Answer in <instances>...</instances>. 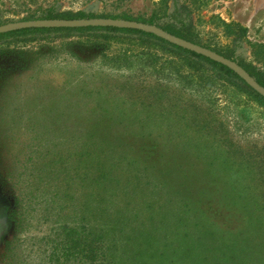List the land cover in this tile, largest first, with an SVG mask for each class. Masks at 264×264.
I'll return each instance as SVG.
<instances>
[{
    "label": "rangeland",
    "instance_id": "374dc122",
    "mask_svg": "<svg viewBox=\"0 0 264 264\" xmlns=\"http://www.w3.org/2000/svg\"><path fill=\"white\" fill-rule=\"evenodd\" d=\"M48 12L140 21L176 12L203 42L231 43L239 60L264 72V0H0V26ZM221 22L246 28V36L232 43ZM51 40V53L31 47L22 64L0 56V264H46L44 212L57 204L68 205V224L83 214L91 227L105 229L106 254L115 264H264V110L229 88L190 92L170 73L142 63L107 66L97 49L77 39ZM177 88L212 110L225 141L217 144L189 118L176 117ZM35 147L69 160V177L85 166L79 154L114 161L104 196L95 200L71 183L68 197L53 182L37 190ZM30 191L16 211L14 198ZM149 233L153 240L142 241ZM163 236L174 244L182 238L180 248H163ZM198 236L202 246L195 248Z\"/></svg>",
    "mask_w": 264,
    "mask_h": 264
},
{
    "label": "trees",
    "instance_id": "16d2710c",
    "mask_svg": "<svg viewBox=\"0 0 264 264\" xmlns=\"http://www.w3.org/2000/svg\"><path fill=\"white\" fill-rule=\"evenodd\" d=\"M97 18L101 17L91 13L77 12L76 14H53L52 12H48L45 16L28 18L24 21L54 19L91 20ZM104 18L118 19L111 17ZM120 19L156 26L169 34L211 50L241 66L264 88V72L249 63L239 60L235 50L230 46L231 43L225 46H217L209 42H203L199 38L198 33L195 32L191 22H186L183 18H180L176 12L162 17L153 16L149 21L129 18ZM220 24L227 36H233L232 43L235 39L242 40L246 36V28L238 24H226L224 22ZM51 35L57 36L62 41L77 39L76 43H81L86 47L97 49L101 64H106L107 66L113 65V67L120 69H131L136 64L142 63L146 68H153V71L157 74L164 72L170 73V75L175 77V80L182 83L183 86H187L190 92H197L200 90L203 91L204 95H207L215 93L214 90L217 88L222 92H225V89L229 88L234 94L246 100L244 104L248 102L253 103L256 107L264 110V98L249 88L227 67L172 45L143 31L110 27L21 29L0 34V56L1 58L15 57L20 60L22 64L23 60L21 59L27 58L28 53L32 50L31 47L38 49L37 51L39 52L43 50L44 53H51L54 48L48 46L50 42L53 41L51 40ZM62 45L63 44H60V46ZM45 48H48V50H45ZM161 56L166 57L164 61H161ZM24 63L27 64L28 61L24 60ZM156 68H158V71ZM180 89L181 88H177L173 91L169 89L172 92L178 93L176 94L177 98H171L172 105L174 106L176 104L175 102H177L176 108H179L178 112L174 111L176 117H181L180 119L183 120L189 118L191 122L196 123L199 133H208L217 144L221 143L219 139L225 141L226 139L224 136L227 135L221 132V124H219L218 120L214 117V114L212 115V110L207 109L205 111L204 108L200 109L199 106L195 105L196 102L194 100L184 98L182 96V89ZM163 95L156 97L158 103L162 101ZM227 107L228 106L224 105V108ZM181 113L186 114L181 115ZM211 121H214L215 124L218 123L220 126H213ZM35 148L36 150L32 152V155H34L33 165L35 166L33 177L36 181L37 190L45 191L47 189L45 188L47 184L49 182L52 184L53 182V187L58 190L64 189L65 196L68 197L71 193V183V185H78L83 195L88 193V196L95 200L101 195L104 196L102 191L104 188L106 190L108 189L110 178L116 170L114 161L112 162L111 159L106 157L101 158V154L97 155L96 158H93L88 153L79 154L77 156L78 162L85 166H75L73 175L69 177V172L71 171V168L67 166V161L69 160L64 161L61 159L58 152H55V150L42 153L41 150L37 152L38 148ZM48 177H51L49 181L47 180ZM61 177L64 178V180H61L64 183L62 186L59 183ZM31 193L30 191L28 195L25 194L22 197L14 198L16 211L21 209L22 204L28 203L29 198H31ZM57 196L58 194L55 192L53 197L57 198ZM54 198L50 200L51 203L54 202ZM67 209L68 205L61 206V204H57L56 207L50 206L44 212V222L48 223L50 227L47 232H43L40 241L41 244L44 245L42 247H45V251L43 250L42 253L43 261L47 258L46 264H115L106 254L104 244L106 235L105 229L91 227L90 221H88L87 217L83 214L78 220L72 224H68L63 219L66 213L65 210ZM147 227L156 232L158 231L152 227V224H149ZM160 227H162V224ZM184 227H186V225ZM168 237L169 236H163L160 239L164 243L163 248L168 243H170L169 245L171 246L174 244L169 241L170 239ZM140 238H143L142 241L153 240L154 235L149 233L147 235H140ZM173 240L176 242L173 248L179 249L182 238L174 237ZM201 240L202 237L198 236L191 245L195 248H199L202 246H199ZM183 241H189V234H186V238H183ZM206 250L209 249H204V251ZM12 252L13 249H8V254ZM7 257H9V255Z\"/></svg>",
    "mask_w": 264,
    "mask_h": 264
},
{
    "label": "water",
    "instance_id": "95a60500",
    "mask_svg": "<svg viewBox=\"0 0 264 264\" xmlns=\"http://www.w3.org/2000/svg\"><path fill=\"white\" fill-rule=\"evenodd\" d=\"M86 27H110L118 29H130L143 31L152 34L172 45L178 46L184 50L190 51L192 53L198 54L205 58H208L216 63H219L228 69H230L234 74L240 78L249 88L256 92L259 96L264 98V88L259 85L254 78H252L241 66L237 65L235 62L228 60L221 55L198 46L182 38L176 37L169 34L162 29L146 25L144 23L126 21L119 19H91V20H34L26 22H17L13 24H7L0 26V34L17 31L21 29L28 28H86Z\"/></svg>",
    "mask_w": 264,
    "mask_h": 264
}]
</instances>
